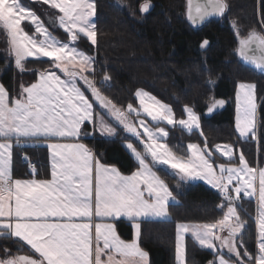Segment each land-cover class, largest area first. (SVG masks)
<instances>
[{"label":"snow or ice","instance_id":"6c2138e0","mask_svg":"<svg viewBox=\"0 0 264 264\" xmlns=\"http://www.w3.org/2000/svg\"><path fill=\"white\" fill-rule=\"evenodd\" d=\"M42 3L57 10L49 22L66 33V40L50 31L22 0H0V28L9 37L15 66L24 71L28 58H48L51 65L39 72L35 83L22 85L17 97L10 98L0 84V236L18 238L33 252L9 256L0 264H148L149 253L140 246L141 222L170 216L169 202L176 197L161 175L169 169L179 181H207L223 196L225 203L220 207H226L222 218L214 222L177 224L178 264H185L186 234L200 246L216 251V259L209 264H233L225 258L224 249L236 258L235 264H264V168L251 167L240 152L239 166L221 164L217 171L206 140L203 147L189 143L186 156L177 154L166 142L169 133L161 125L180 126L189 132L200 129V116L194 108L185 106L186 118L178 119L169 104L142 89L135 92L138 107L131 103L126 108L118 106L97 86L95 58L76 46L82 38L98 44L95 0ZM151 8V0L140 5L142 13ZM227 9V0H187V17L196 25L213 16L223 17ZM25 21L34 28L33 33L25 30ZM261 23V31L251 29L244 36L237 30V52L264 73V21ZM208 45L207 39L201 43L202 48ZM110 79L105 74L101 85ZM236 100V129L241 137L256 138L255 84L240 83ZM224 103L213 99L208 112ZM94 105L104 114H98ZM106 116L137 141L124 145L138 165L131 175L101 163L80 142L97 132L115 136L116 128ZM67 140L74 142H61ZM39 141H47L51 151V178L13 179L14 146ZM215 148L230 159L234 154L231 146ZM242 194L257 200L255 254L243 244L247 221L238 211ZM121 217L132 222L135 239H122L114 223L94 222L95 218L105 221ZM102 256L107 259L102 260Z\"/></svg>","mask_w":264,"mask_h":264},{"label":"trees","instance_id":"16d2710c","mask_svg":"<svg viewBox=\"0 0 264 264\" xmlns=\"http://www.w3.org/2000/svg\"><path fill=\"white\" fill-rule=\"evenodd\" d=\"M35 11L50 31L66 40L61 29L55 28L49 18L57 10L42 0H22ZM144 0H96V26L98 44L92 45L82 38L77 47L95 58V79L101 91L118 106L136 105L135 92L142 88L169 103L177 118L185 116V106L200 114L203 135L198 130L189 132L180 126H169L167 141L179 155H186L187 144L198 141L212 148L218 143H231L241 147L249 164L264 168V73L246 65L236 53L237 30L241 36L249 30L261 31L264 21V0H227L228 9L223 17L212 18L202 27L193 26L187 18V0H151L148 13L140 11ZM125 5L128 10L122 5ZM235 22V27L233 25ZM25 28H34L26 21ZM204 39L209 41L201 47ZM8 36L0 29V80L11 97L19 96L21 86L30 85L39 72L50 68L48 58H28L25 70L20 71L5 54ZM107 74L110 81L101 85ZM240 81L254 82L258 98V136L242 139L235 129V93ZM223 98L224 108L207 114L213 99ZM85 140L97 156L107 164L116 165L123 173H131L137 162L124 147L120 138H107L99 132ZM36 162L37 177L50 176V153L45 145L25 146ZM20 159V148L13 157V177H30ZM168 182L174 176L161 172ZM179 202L169 205L170 218L145 219L141 222L140 245L150 256L151 264H178L176 258V229L179 222L211 223L222 218L226 207L218 189L203 182L194 183L179 195ZM241 218L247 221L242 236L244 247L255 254L257 250L254 199L238 202ZM116 226L123 239L134 235L132 222L120 218ZM187 263L208 264L216 253L198 244L191 236L186 240ZM19 254L33 255L30 246L18 238L0 236V259Z\"/></svg>","mask_w":264,"mask_h":264},{"label":"rangeland","instance_id":"374dc122","mask_svg":"<svg viewBox=\"0 0 264 264\" xmlns=\"http://www.w3.org/2000/svg\"><path fill=\"white\" fill-rule=\"evenodd\" d=\"M23 3V2H22ZM95 3H96V0H95ZM122 6H124L125 8H126V10H128V12H130L129 11V9L123 4ZM35 12V11H34ZM36 13V12H35ZM37 14V13H36ZM130 14H132L131 12H130ZM38 15V14H37ZM39 16V15H38ZM41 19V18H40ZM94 19V21H95V23H96V16L93 18ZM42 20V19H41ZM43 21V20H42ZM26 22V21H25ZM25 22H24V24H23V27L25 28ZM46 25V24H45ZM1 29V28H0ZM25 30H26V28H25ZM27 31V30H26ZM30 33V32H29ZM31 34V33H30ZM8 36V35H7ZM79 48V47H78ZM80 49V48H79ZM81 51H83V52H85L84 50H82V49H80ZM4 51L6 52V56L9 58V59H12V61L14 62V57L10 54V45H9V37H8V45H7V47H5L4 48ZM86 53V52H85ZM86 54H88V53H86ZM89 55V54H88ZM15 63V62H14ZM58 74H60V73H58ZM87 74V73H86ZM39 78V77H38ZM63 78V77H62ZM38 80V79H37ZM36 80V81H37ZM96 80V79H95ZM35 81V82H36ZM35 82H33V83H35ZM96 82H97V80H96ZM82 86H83V81H80L79 82ZM240 83H251V84H255L254 82H247V81H240L239 83H238V85H237V89H236V93H235V109H236V115H237V100H236V96H237V92L239 91V84ZM0 84H3L2 83V81L0 80ZM31 85V84H30ZM3 86L5 87V89H7L6 88V86L3 84ZM24 86H26V85H24ZM29 86V85H28ZM97 86H98V82H97ZM83 87H85L86 88V86H83ZM99 87V86H98ZM140 89H142V88H140ZM8 90V89H7ZM142 90H144V91H146V92H148V93H150L151 95H153V96H155L154 94H152L150 91H148V90H146V89H142ZM9 92V91H8ZM86 94L87 95H89V98L90 99H92V97H91V95H90V93L89 92H86ZM255 95H256V103H257V109H256V115H255V120H256V128H257V136H258V106H259V104H258V98H257V89H256V84H255ZM9 96H10V98H11V95H10V93H9ZM15 97H17V96H15ZM156 97V96H155ZM158 98V97H157ZM137 99V98H136ZM159 100H161L160 98H158ZM216 100V99H215ZM162 102H164V103H166V104H169V103H167V102H165V101H163V100H161ZM134 107H138V99H137V104L136 105H134V104H132ZM170 105V104H169ZM171 106V105H170ZM94 107H96L95 105H94ZM172 107V106H171ZM189 107H191V106H189ZM122 108H125V107H122ZM193 108V107H192ZM96 111H97V113L98 114H101V115H103L104 113L102 112V110L101 109H99V107H96ZM199 116H200V114L199 113H197ZM177 117V116H176ZM131 119H133L134 121H135V117L134 116H132V117H130ZM141 118H144V117H141ZM182 118H186V114H185V116L184 117H182ZM105 119L106 120H108V123H110V124H112V126L113 127H115L116 128V135L115 136H111V137H107V136H104V137H107V138H115V137H117V138H120L122 141H123V143H124V145H125V143L126 142H132V143H134V144H136L137 143V141L134 139V138H132L131 137V134L130 133H128V132H126L125 130H124V128H123V126H117V124H115L113 121H112V119L111 118H109V117H105ZM178 119H180V118H178ZM235 121H236V117H235ZM149 122V124H150V126H153L152 125V122L149 120L148 121ZM235 125H236V122H235ZM161 126H165L166 127V130L168 131V133H169V126H166V125H161ZM235 129H236V126H235ZM186 130V129H185ZM195 130V129H194ZM197 130V129H196ZM188 131V130H187ZM201 131H202V133H203V127H202V123H201V116H200V129H198V132L199 133H201ZM236 131H237V133H238V135L240 136V134H239V132H238V130L236 129ZM192 132V131H191ZM241 137V136H240ZM251 136H249V137H247V138H250ZM242 139H247V138H245V137H241ZM257 138V137H256ZM166 142L168 143V145L172 148V146L169 144V142L167 141V138H166ZM189 143H197V144H200L202 147H203V145L201 144V143H199L198 141H191V142H189ZM188 143V144H189ZM187 144V145H188ZM216 145H220L221 146V149H224L226 146H231L232 147V149H233V156L231 157V159L229 158V157H227V156H224L223 155V151H221V150H216V148H215V146ZM215 146H213L212 148H210L208 145V148L209 149H211L212 150V156H211V162L213 163V166L214 167H216L217 168V171H218V166L219 165H221V164H223V165H225V166H230V165H235V166H239V160H238V156H239V153L240 152H243V150H242V148L241 147H236L235 145H233V144H231V143H218V144H216ZM173 149V148H172ZM173 151H175L174 149H173ZM187 153V152H186ZM188 154V153H187ZM186 154V155H187ZM243 154H244V152H243ZM185 155V156H186ZM244 157H245V159L247 160V158H246V156H245V154H244ZM248 161V160H247ZM101 163H104V164H106V165H109V164H107L106 162H104V161H102ZM249 163V162H248ZM250 165V164H249ZM112 166H114V167H116V168H118L116 165H112ZM251 166V165H250ZM166 167V166H165ZM251 167H253V166H251ZM255 167H257V168H260L258 165L257 166H255ZM137 169V168H136ZM135 169V170H136ZM120 170V169H119ZM134 170V171H135ZM121 171V170H120ZM133 171V172H134ZM168 172L169 173H172L173 172V170H171V169H169L168 170ZM121 173L122 174H124V175H131L132 174V172L131 173H123L122 171H121ZM172 176H174V179H173V181H171V182H168L165 178V180H166V182L169 184V187L172 189V191H173V195L176 197V199H175V201H170L169 202V205H170V203L171 202H179V195L182 193V192H184L187 188H189L192 184H194V183H199V182H203V183H205V184H207V185H209V186H211L212 187V185H210V184H208L207 183V181H205V180H192V181H179V179H178V176L177 175H175V174H171ZM241 199H254V202H255V204H256V208H257V200H256V197L255 196H253V197H246V196H243V194H242V198ZM170 213V212H169ZM171 216V215H170ZM170 216L168 217V218H170ZM255 216H256V211H255ZM153 219H160V218H153ZM165 219V218H164ZM181 223H189V224H192V222H181ZM135 231V230H134ZM257 231V230H256ZM134 234H135V232H134ZM224 235H226V233H224ZM187 236H191V234H186V236H185V244H186V240H187ZM192 237V236H191ZM257 241V240H256ZM218 243V242H217ZM256 246H257V243H256ZM211 250H213V249H211ZM215 253H216V251L215 250H213ZM223 254L225 255V258L226 259H231V261L233 262V264H235V261H236V258L232 255V254H229V253H227V250L226 249H224L223 250ZM20 255V254H19ZM15 256H18V255H15ZM215 259H216V256H215ZM214 259V260H215ZM1 260V259H0ZM178 262V261H177ZM185 264H188L187 263V250H186V256H185Z\"/></svg>","mask_w":264,"mask_h":264},{"label":"crops","instance_id":"0c3cea01","mask_svg":"<svg viewBox=\"0 0 264 264\" xmlns=\"http://www.w3.org/2000/svg\"><path fill=\"white\" fill-rule=\"evenodd\" d=\"M61 142H66V143H71V142H74V141H71V140H67V141H61ZM80 142L81 143H84V144H86L95 154H96V152H95V150L91 147V145L85 140V138H81V140H80ZM47 144H48V142L47 141H39V142H30V143H28V144H26V145H24V146H22L23 148H25V146H37V145H45V146H47ZM18 148H21V146H14V148H13V157H14V154H15V152H16V150L18 149ZM49 153H50V176L48 177V178H41V177H37V175H35L36 174V169H35V171H33V175L32 176H30V177H13V179H21V180H29V179H33V178H35V179H50L51 178V151H50V149H49ZM96 156H97V154H96ZM97 158H99L98 156H97ZM100 159V158H99ZM100 162H102V160L100 159ZM109 166H112L111 164H109ZM12 167H13V158H12ZM119 169V168H118ZM121 172V171H120ZM13 176V175H12ZM121 218H124V217H121ZM118 219H120V218H118ZM126 219V218H125ZM117 220V219H116ZM116 220H111V219H108V220H105V221H101L99 218H95V220H94V222H96V223H99V222H105V223H114V225H115V228H116V231H117V233L119 234V232H118V230H117V226H116ZM128 220V219H127ZM77 222H80V221H77ZM179 223H181V222H179ZM178 223V224H179ZM135 232V231H134ZM120 235V234H119ZM120 237H121V235H120ZM122 238V237H121ZM123 239V238H122ZM133 239H135V234L133 235ZM133 239H131V240H133ZM124 240H126V239H124ZM131 240H126V241H131ZM101 246H102V242H101ZM141 246V245H140ZM141 248H142V246H141ZM144 249V248H143ZM145 250V249H144ZM146 251V250H145ZM20 255H29V254H20ZM38 255V254H37ZM101 259L102 260H106L107 259V257L106 256H102L101 257ZM117 259H120V257L119 256H117ZM151 261H150V256H149V258H148V264H151L150 263Z\"/></svg>","mask_w":264,"mask_h":264},{"label":"water","instance_id":"95a60500","mask_svg":"<svg viewBox=\"0 0 264 264\" xmlns=\"http://www.w3.org/2000/svg\"><path fill=\"white\" fill-rule=\"evenodd\" d=\"M152 4V3H151ZM226 12H227V10H226ZM225 12V13H226ZM188 18V17H187ZM212 18H219V16H213V17H210V18H208L203 24H199V25H196V24H193L189 19V22L193 25V26H195V27H202L203 25H205L210 19H212ZM258 31V30H257ZM239 39V38H238ZM239 47V44H238V46H237V48ZM236 53H237V55H238V57L241 59V61L243 62V63H245L246 65H248V66H250V67H252V68H254V66L253 65H251V64H249L248 62H246V61H244L240 56H239V54H238V52H237V49H236ZM255 69V68H254ZM256 70H258V71H260L259 69H256ZM261 72V71H260ZM217 100H223L225 103L223 104V106H218V107H216V108H214L213 109V111L212 112H208V110H207V114L208 115H211V114H213L214 112H216V111H219V110H221L222 108H224V106H225V104H226V101L223 99V98H218ZM209 264V263H208Z\"/></svg>","mask_w":264,"mask_h":264},{"label":"built area","instance_id":"2783aa9c","mask_svg":"<svg viewBox=\"0 0 264 264\" xmlns=\"http://www.w3.org/2000/svg\"><path fill=\"white\" fill-rule=\"evenodd\" d=\"M25 157L28 159L26 160ZM20 159L29 171H33V168L36 169V162L30 157L28 152L23 147L20 148Z\"/></svg>","mask_w":264,"mask_h":264}]
</instances>
